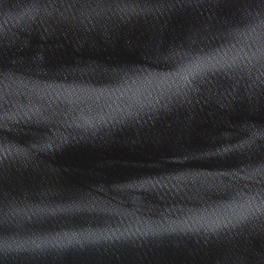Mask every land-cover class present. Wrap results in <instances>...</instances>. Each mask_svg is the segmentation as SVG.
<instances>
[{"label": "water", "instance_id": "95a60500", "mask_svg": "<svg viewBox=\"0 0 264 264\" xmlns=\"http://www.w3.org/2000/svg\"><path fill=\"white\" fill-rule=\"evenodd\" d=\"M0 264H264V0H0Z\"/></svg>", "mask_w": 264, "mask_h": 264}]
</instances>
